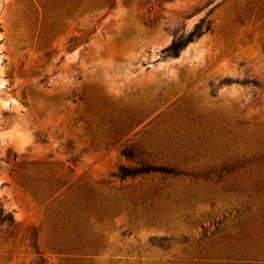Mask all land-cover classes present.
Instances as JSON below:
<instances>
[{
  "label": "rangeland",
  "instance_id": "1",
  "mask_svg": "<svg viewBox=\"0 0 264 264\" xmlns=\"http://www.w3.org/2000/svg\"><path fill=\"white\" fill-rule=\"evenodd\" d=\"M1 207L0 264H264V0H0Z\"/></svg>",
  "mask_w": 264,
  "mask_h": 264
},
{
  "label": "trees",
  "instance_id": "2",
  "mask_svg": "<svg viewBox=\"0 0 264 264\" xmlns=\"http://www.w3.org/2000/svg\"><path fill=\"white\" fill-rule=\"evenodd\" d=\"M212 11L209 10L208 14ZM207 15L200 17L192 26V28L187 32L177 33L174 31L172 33V39L170 43L162 49L163 57H177L180 52L187 46V44L197 38H199L204 33L211 31L213 21L207 18ZM227 82V80H224ZM251 83L259 87L258 83L251 81ZM138 112L128 115L124 120L115 126L113 139L118 141L126 132L130 129L137 119ZM125 132V133H124ZM120 155L127 161V163H122L118 166L114 176L120 180L127 178H135L140 175H146L150 173H159L166 176H177L181 174V171L175 166L167 164H153L144 159L147 152L139 145L134 143L125 142L120 147ZM14 222L13 215L10 211H6L3 207L0 208V226L7 225L11 226ZM166 238H151L153 244L159 245L161 247H167ZM67 247V246H65ZM36 264H46V261L39 257Z\"/></svg>",
  "mask_w": 264,
  "mask_h": 264
}]
</instances>
